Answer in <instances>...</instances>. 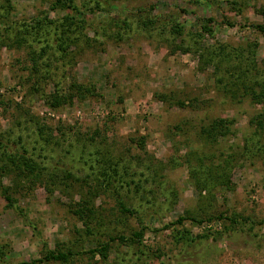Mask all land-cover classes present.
Returning <instances> with one entry per match:
<instances>
[{
    "label": "rangeland",
    "instance_id": "1",
    "mask_svg": "<svg viewBox=\"0 0 264 264\" xmlns=\"http://www.w3.org/2000/svg\"><path fill=\"white\" fill-rule=\"evenodd\" d=\"M52 3L0 0V154L20 164L0 174V264L67 249L37 264H264V0ZM66 17L78 40L60 52ZM219 118L229 132L210 141Z\"/></svg>",
    "mask_w": 264,
    "mask_h": 264
},
{
    "label": "trees",
    "instance_id": "2",
    "mask_svg": "<svg viewBox=\"0 0 264 264\" xmlns=\"http://www.w3.org/2000/svg\"><path fill=\"white\" fill-rule=\"evenodd\" d=\"M8 1V0H7ZM102 1L106 0H91V2L94 4L95 8L99 11H102V7H100V4L102 3ZM102 5V4H101ZM70 7L72 10H74L75 12H80L77 5L74 3V0H53L52 3V8H56V7ZM152 9V7L150 8ZM214 22V20H212ZM35 28L34 31L40 35V31H42V35L47 36L49 35L50 32V28L48 27V22L46 21L45 18L43 19H35ZM153 23V21L148 20L146 23H144L146 26ZM63 29H60L59 34H56V39H55V43L57 45V51L60 52H65L68 49V44L71 43H75L78 39L76 37L73 36L76 35L75 29V22L73 21L72 18H65V23H61ZM126 25V24H123ZM259 29H262V27L257 26ZM200 29H201V33H207L210 32V26H208L207 24H202L200 25ZM28 32L26 34V37H33V35L31 34V30L32 27H27ZM72 35V36H71ZM34 38V37H33ZM67 44V47H65V45ZM47 45V44H46ZM212 56L211 60L213 59L215 61L216 57L218 60V58H220L219 54L217 55L216 52L213 53L211 52L209 54V56ZM210 58V57H209ZM212 60V61H213ZM223 61V60H222ZM218 67V66H216ZM218 81L220 83H222L223 81L219 78ZM243 86H245V89H249L245 84H243ZM86 92L90 91L89 88H86L85 90ZM248 91V90H246ZM56 103H60L59 101H56ZM229 124L230 121L227 119H213L209 125H207L206 127H202L200 133L202 135H205V138L211 141H215L217 138L219 137H224L226 135V133L229 132ZM19 159H17L16 156H14L13 154L9 153V152H4L2 154H0V174H4L6 173V171H8L10 169V166L13 165L14 167H16V165L18 164L20 166V164L18 163ZM93 162H100V160H92ZM32 162L30 161V163L27 166V169L32 167ZM100 165V163H98ZM97 164V165H98ZM92 168L94 169V166H92ZM101 171L103 173H101V175H104L105 178H108V181L118 177L119 179L121 177H123V175L120 173V177L119 175V171L117 169H112L111 171H106L104 167H101ZM107 174V175H106ZM118 179V180H119ZM198 180H196L195 185L197 186L199 191H204L206 189H208L209 186V181L211 182H215L217 181V179L213 178L212 176H204L202 178H197ZM120 184H124V185H128L129 183L127 182V180L125 178H121L119 180ZM6 193V200L8 203H10V197L7 195V192L4 191ZM119 208L120 211L122 213H126L127 215H134L135 211L133 209H130L128 207H126L125 203L123 201H119ZM187 219H191L187 216V214L179 216L177 218V223H179L180 225L183 224V222ZM209 219V218H208ZM211 219V218H210ZM217 219L221 220V219H225L227 220L230 224H238L240 222H246V218H240L239 216H223L222 214H220L219 216H217ZM194 222L197 223H201V220H195L193 219ZM145 228L142 226L139 228L138 231H132L131 233V237H129L128 239L121 235L120 233H117L114 236H110L109 238V242H105V243H101L98 244V246L96 248H93L92 250H89V254H91L92 256H95L96 254H99L102 256L103 259H106V251H108L110 249V244L113 243V241L115 240H119L123 243H126L127 241L129 242H134L135 239H138V241H140V239L143 236ZM178 233V238L179 239H184L186 238V236L181 233L180 231H177ZM177 239V238H176ZM75 255V253L72 250L67 249L66 251H61V250H49L46 252V254L42 257V259L40 260H34L31 262H21L19 264H37L40 262H49V261H59V262H67L68 260H70L72 258V256Z\"/></svg>",
    "mask_w": 264,
    "mask_h": 264
}]
</instances>
